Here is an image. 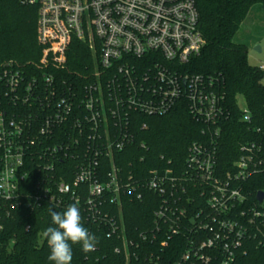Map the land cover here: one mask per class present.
I'll return each mask as SVG.
<instances>
[{"label": "built area", "instance_id": "1", "mask_svg": "<svg viewBox=\"0 0 264 264\" xmlns=\"http://www.w3.org/2000/svg\"><path fill=\"white\" fill-rule=\"evenodd\" d=\"M21 1L38 4L43 50L34 70L0 63V220L15 209L78 201L88 222L118 240L126 264L143 252L154 258L146 244L158 243L164 255L176 238L182 252L174 264H232L249 241L262 244L264 198L251 200L244 188L262 164V146L242 144L239 159L222 170L224 96L212 78L180 71L205 44L196 0ZM74 39L94 56L77 84L59 74ZM182 103L202 124L184 166L163 155L126 161L127 152L149 149L139 139L145 117ZM241 110L250 122L248 107ZM150 195L152 224L128 229L125 203Z\"/></svg>", "mask_w": 264, "mask_h": 264}, {"label": "trees", "instance_id": "2", "mask_svg": "<svg viewBox=\"0 0 264 264\" xmlns=\"http://www.w3.org/2000/svg\"><path fill=\"white\" fill-rule=\"evenodd\" d=\"M196 2L205 44L201 53L181 66L180 71L212 78L215 88L224 96L228 118L222 126L218 150V165L222 170H230L239 159L242 144L256 142L262 146V164L244 183L246 193L255 200L256 194L264 191V71L250 63L247 44L236 38L248 14L257 5L264 7V0ZM37 20L38 4L0 0V63L14 60L27 66L28 70H34V63L43 50L37 39ZM93 57L85 42L74 39L67 54L66 67L59 70L60 76L77 84L92 72ZM241 96L250 111V122L243 120L239 104ZM145 119L149 127L139 132V139L145 141L149 149L136 154L127 152L126 161L138 163L140 156L145 154V164L154 163L163 155L175 167L178 164L184 166L190 144L202 139V124L192 117L186 104H178L164 116ZM58 165L62 167V164ZM138 176L143 178L145 175L138 173ZM151 199L150 195L140 201L127 200L123 219L128 229L141 230L152 224L154 205L149 203ZM64 210L66 208L45 203L34 209H15L10 218L0 220L4 225L0 230V240L3 241L0 243V264H54L48 260L50 249L43 232L47 227H56L51 212L62 213ZM79 210L83 225L95 235L98 243L89 253H84L80 244L72 245L71 264H126L124 255L115 252L118 240L108 238L106 230L88 222L86 214ZM176 240L165 248L164 255L158 243L143 245L144 249L154 252L155 257L150 258L143 252L138 258H132L129 264H174L182 252L175 245ZM246 248L247 253L239 254L232 264H264V238L262 244L257 240L249 241Z\"/></svg>", "mask_w": 264, "mask_h": 264}, {"label": "clouds", "instance_id": "3", "mask_svg": "<svg viewBox=\"0 0 264 264\" xmlns=\"http://www.w3.org/2000/svg\"><path fill=\"white\" fill-rule=\"evenodd\" d=\"M51 219L56 227H47L43 232L50 249L49 261L71 264L74 244H80L84 253L95 250L97 238L83 225L78 201L70 204L62 213L52 211Z\"/></svg>", "mask_w": 264, "mask_h": 264}, {"label": "rangeland", "instance_id": "4", "mask_svg": "<svg viewBox=\"0 0 264 264\" xmlns=\"http://www.w3.org/2000/svg\"><path fill=\"white\" fill-rule=\"evenodd\" d=\"M236 39L247 44L251 64L255 66L264 64V7L262 5H257L251 10ZM239 104L241 108L246 107L242 96L239 97Z\"/></svg>", "mask_w": 264, "mask_h": 264}, {"label": "water", "instance_id": "5", "mask_svg": "<svg viewBox=\"0 0 264 264\" xmlns=\"http://www.w3.org/2000/svg\"><path fill=\"white\" fill-rule=\"evenodd\" d=\"M257 197L259 200H262L264 198V191H259Z\"/></svg>", "mask_w": 264, "mask_h": 264}]
</instances>
